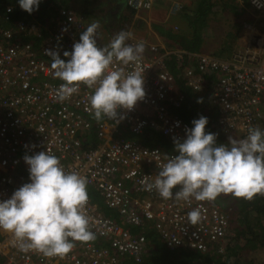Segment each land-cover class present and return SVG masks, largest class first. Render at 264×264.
<instances>
[{
    "label": "built area",
    "instance_id": "built-area-1",
    "mask_svg": "<svg viewBox=\"0 0 264 264\" xmlns=\"http://www.w3.org/2000/svg\"><path fill=\"white\" fill-rule=\"evenodd\" d=\"M249 1L252 8L264 11V0ZM155 2L128 0V6L135 11L150 10ZM181 8L180 3L173 2L170 9L176 14ZM14 12L15 6L9 5L0 18L5 26L0 28V199L10 198L16 189L30 182L24 156L48 150L59 157L66 171L75 170L87 177L85 212L96 235L88 242L74 241L63 256L49 257L36 250L21 251L13 244L11 234L0 230V264H143L147 237L134 233L129 226L154 227L171 250L223 254L233 231L230 213L216 198L176 200L179 186L169 199L162 198L155 189L146 191L142 181H153L158 163H165L176 153L144 145L123 134L153 130L171 142L183 141L186 129L192 127L177 112L186 101L184 87L201 93L208 75L216 77L209 99L217 112L213 125L218 131L242 139L250 128H260L264 27L228 60L150 45V54L141 55L137 62L127 66L115 62L110 70L122 69L126 74L138 70L144 74L146 92L133 109L118 110L124 118L116 123L107 116L97 120L91 110H86L94 88L83 83L64 101L56 96L63 81L54 78L46 50L59 51L62 59H70L63 52L71 51L79 41L87 27L86 18L70 8H61L56 32L36 42L32 36L40 37L39 25L15 19ZM97 43L107 45L100 33ZM126 43L135 45L139 41L131 36ZM185 58L187 65L182 74L170 69V60L174 59L178 67ZM91 132L99 141L96 147L86 146ZM90 190L100 196L104 208L117 214L118 220L104 212ZM195 208L200 209V219L193 225L187 214ZM127 256L132 262L128 263Z\"/></svg>",
    "mask_w": 264,
    "mask_h": 264
},
{
    "label": "clouds",
    "instance_id": "clouds-1",
    "mask_svg": "<svg viewBox=\"0 0 264 264\" xmlns=\"http://www.w3.org/2000/svg\"><path fill=\"white\" fill-rule=\"evenodd\" d=\"M17 2L32 14L39 10L42 0ZM99 27L98 22L89 24L72 50L63 52L70 59H62L59 51L51 49L46 54L51 58L54 78L63 81L56 90L60 101L70 98L83 83L94 88L86 110H91L97 120L107 116L119 123L124 117L118 110H131L145 97L144 74L138 70L126 74L110 67L115 62L125 66L137 62L145 44L126 43L132 34L120 31L107 45L98 46ZM208 123L209 118L200 115L186 129L183 141L174 139L176 154L158 163L153 181H142L146 191L155 189L169 199L179 186L175 199L185 202L214 200L221 193L248 200L264 195V130L253 127L245 138L229 137L228 143H217V134L206 131ZM24 160L29 165L30 182L10 198L0 199V230L9 232L21 251L36 250L49 257L67 254L74 241L95 239L85 212L87 177L75 170L66 171L59 157L48 150L25 155ZM187 215L195 225L200 209Z\"/></svg>",
    "mask_w": 264,
    "mask_h": 264
},
{
    "label": "trees",
    "instance_id": "trees-1",
    "mask_svg": "<svg viewBox=\"0 0 264 264\" xmlns=\"http://www.w3.org/2000/svg\"><path fill=\"white\" fill-rule=\"evenodd\" d=\"M99 1L101 2L105 1L108 4L110 3L113 6H115L113 11H117V10L121 11L126 8L124 7V3H123L125 0H42L39 10L33 12L32 14H29L20 7L17 0H0V18L5 13L7 6L9 5L15 6V12L13 13V17L15 19H25L28 21L36 22L39 25V32H41L40 37L39 38L37 37L36 40H38V42H42L44 39H46L47 37L51 36L56 32V28L58 25L59 10L61 8H71L77 12H81V14L84 15L86 20H88L86 16L91 15V18L89 16L88 17L90 18L89 21L92 22H95L93 21V19L96 20V18H101L102 20L108 21L111 17L108 14H104L102 12L103 10L98 8L97 4ZM180 1L182 5V10L180 13L183 14L186 18L189 15L190 20H192L189 22L188 33L187 30L185 29L184 30L179 29V31H174L172 28L170 29L160 28L161 29L160 31L162 32L163 35L167 36L170 41L179 45L180 49H184L189 52L202 51L201 48L205 42L204 40L205 36H207V34H205L207 31V22L211 18V16H218L215 15L219 13L217 12L218 10L228 9L227 7H230L229 9H230L231 17L233 18L235 23L239 26V28L242 27L244 23L243 20L240 21L242 14H244L245 12L249 13V11L252 10L249 0H241V6L240 5L235 6L233 0H193L192 1L193 7L191 9H190L191 6L190 7L187 6V3L183 4V1L182 0ZM119 4H121L120 8H119ZM74 6L77 8H74ZM127 9L130 10L131 15H134L136 12L134 9H132L129 6L127 7ZM187 11H189L188 14ZM228 15L229 13L226 14V17L222 15L220 16L222 18L227 19ZM259 22L260 21L256 23L257 26H259ZM1 27H5V26L2 23V20L0 19V28ZM177 28L178 26L175 27V29ZM98 33H100V31ZM100 35L101 37H103L102 33H100ZM171 47H173V45ZM185 59L186 60L183 61L184 63L180 64L178 67H176V65L178 64L174 62V59L171 60L169 62L170 69L177 74H182L183 69L187 65V58ZM179 77L180 79L182 78V76ZM208 77H212V80L216 78L215 76H208ZM184 88H186L185 92L187 93L186 101L177 110V112L185 121H187L191 126H193L192 125L193 119L199 118V116L204 112L202 110L203 106H201V104H203L205 100L196 97L192 92V90L187 89L186 86ZM212 109L214 110H212L207 115H205L209 118V123L206 126V131L217 134V143H221V142L227 143L226 136L223 135L221 132H218V129L215 126H213L217 112L215 110V107L212 106ZM262 122L264 124V121ZM123 135L128 139H132L147 146H159L161 148L175 152L174 142L169 141L157 131L148 130L142 134H132L125 132ZM218 140H220V142ZM98 143L99 141L96 138L95 134L91 132L89 141L86 142V146L96 147ZM93 196L95 200L99 202V205L102 207L103 202L100 196L96 193H94ZM242 203L245 206L241 205ZM241 204H240V211L241 212L245 211L244 216H242L244 218V221L242 222L248 224L249 223L248 219L251 218L253 219L252 221L254 222V225L252 228H248L247 226L243 228V232L240 233L237 236V238L241 234H243L242 235L243 237L249 236L246 239L248 241L247 243L248 246L250 245V247L251 246L253 247L258 244L259 247H264V195L257 194L251 200L242 198ZM242 206H244L245 209L242 210ZM103 210L107 215L112 216L113 218L116 219L119 218L115 212L104 208V205H103ZM129 227L134 233L145 234L147 237L148 245L143 257V262H142L143 264H199L200 262H206L210 264H231L229 258L230 257L229 251L233 246V240L235 239V237L233 238L232 241L230 240V244H229L230 247L226 254L227 255L226 258L224 259L219 254L213 253V251L207 253H199L186 249L171 250L169 247H167L164 240L161 238L160 234L154 227L152 226L144 227V228L142 226H129ZM234 229L238 232V229L236 228ZM260 229L262 230L259 233L258 230ZM130 258H131L130 256H127L128 263L132 262ZM242 262H244V260L240 259L236 261L235 264H242Z\"/></svg>",
    "mask_w": 264,
    "mask_h": 264
},
{
    "label": "crops",
    "instance_id": "crops-1",
    "mask_svg": "<svg viewBox=\"0 0 264 264\" xmlns=\"http://www.w3.org/2000/svg\"><path fill=\"white\" fill-rule=\"evenodd\" d=\"M183 4L187 3V6H191L190 9L193 7V0H182ZM172 1L170 0H158L155 2L153 8L150 10H140L136 11L134 15L130 14V10L127 9V7L123 10H117L113 11L114 7L112 4H108L107 2H101L99 1L97 6L98 8L102 9L104 14L110 15V19L107 20H102L101 18H96L97 21H99V31L100 33L103 34V42L105 44H108L117 33L120 31H124V29H129L131 33L133 34L132 36L135 37L139 42H143L145 44V50L142 56H147L150 54L149 46L150 45H157L160 48L167 49L169 51L172 50H178L180 49V46L173 43L168 39L167 36L163 35L162 32L160 31L162 29H169L167 26L170 28L172 27L174 31H179L180 30H187L188 33V26L189 22L192 21L190 20V17L186 18L183 14L178 13V14H170V6H172L173 2H179L181 3L180 0H173L172 4H170ZM100 4V6H99ZM170 5V6H169ZM127 9V10H126ZM249 11V10H248ZM77 12V11H76ZM189 11H187L188 14ZM81 14V12H78ZM82 15V14H81ZM132 16V17H131ZM211 18L214 20L213 23H217L218 19L215 18V16H211ZM243 20V27H240L241 29L237 33V38L235 40V44L232 45L229 49L224 50L223 52L214 50V49H209L207 46V43L209 42V35L205 36V42L201 48L202 51L200 52H194L192 53H203V54H208L223 60L231 58L233 54H235L236 51L244 49L248 42L249 35L252 33L257 32L261 24L263 23L264 20V12H255L252 10L249 11V13H244L241 16V19ZM260 21L259 26L256 25ZM92 21L87 20V26L91 24ZM252 23L255 28L254 29H246V24ZM178 26V30L175 29V27ZM98 31V32H99ZM173 45V47H171ZM191 52V51H190ZM171 61V60H170ZM169 61V62H170ZM168 62V64H169ZM209 76V75H208ZM206 77V84H205V90L201 93L194 92V95L196 97H199L201 99H204L205 101L203 104L205 105H210V96L209 92L210 89L212 88V83H214L212 80V77ZM202 104V105H203ZM211 106V105H210ZM212 108V106H211ZM262 111L264 113V100L262 103ZM209 112L208 110H205L201 115H207ZM264 121V120H263ZM263 127V122L262 126ZM263 130V128H262ZM222 133V132H221ZM223 134V133H222ZM225 135V134H223ZM226 136V135H225ZM228 137V138H227ZM229 137L232 136H226V141L228 142ZM235 138H237L235 136ZM92 194H94V190H90ZM216 200L218 204L221 205L225 210H230L232 208V205L230 202L236 204L237 206L234 207L236 210V215L240 214V204L242 201L241 197H235L232 194H224L221 193L216 197ZM241 205H244L243 203ZM245 206V205H244ZM242 206V210L245 209V207ZM247 210V208H246ZM232 214L233 210L230 212ZM233 215L234 212H233ZM232 217V215H230ZM232 220V219H231ZM249 223L246 224L245 222H242L243 225L239 224L236 220H232L233 226L238 229V232L236 233V238L233 240V246L231 247L229 251V258L231 261V264H235L236 261L242 259L241 256H244V262L242 264H264V247H259L258 244L255 246H248L247 243L248 241L246 240L249 236L243 237L241 234L238 238L237 236L243 232V228L246 226L248 228H252L254 225V222L252 221L253 219H248ZM241 222V221H240ZM248 222V221H247ZM262 229L258 230L260 233ZM235 231L233 229V238L235 237ZM230 246H228L229 249ZM239 255V258H236V255ZM227 255L221 256L222 258H226ZM233 259L231 260V258Z\"/></svg>",
    "mask_w": 264,
    "mask_h": 264
},
{
    "label": "rangeland",
    "instance_id": "rangeland-1",
    "mask_svg": "<svg viewBox=\"0 0 264 264\" xmlns=\"http://www.w3.org/2000/svg\"><path fill=\"white\" fill-rule=\"evenodd\" d=\"M173 2V1H172ZM172 2L170 3V4H172ZM233 3L235 4V6H241V0H233ZM170 6V5H169ZM182 5H181V3H180V7H181ZM74 8H77V7H75L74 6ZM170 8H171V6H170ZM228 9H222V10H218L217 12H219V13H217V14H215V15H218V16H215L216 17V19H218V21H217V23H213L214 22V20L212 19V18H210L209 20H208V22H207V31H206V33L205 34H207V35H209L208 37H209V42L207 43V46H208V48L209 49H214V50H217V51H220V52H223L224 50H227V49H229L232 45H234L235 44V40H236V38H237V33H238V31L240 30V28H239V26L235 23V21L233 20V18L231 17V14H230V7H227ZM181 10H182V8L180 9V11L179 12H177V13H180L181 12ZM173 12H175L174 11V9H170V14L172 15H174L175 13H173ZM86 13V12H85ZM229 13V15H228V18L227 19H225V18H222L220 15H222V16H225L226 17V14H228ZM84 16V15H83ZM90 18H91V15H88ZM88 16H86L87 17V19H88V21H89V17ZM132 17V16H131ZM241 19V18H240ZM93 21H97V20H95V19H93ZM241 21V20H240ZM99 22V21H98ZM169 29H170V27L169 26H167ZM242 27H243V25H242ZM172 28V27H171ZM248 28V27H247ZM246 28V29H247ZM165 29H166V26H165ZM173 29V28H172ZM132 34V33H131ZM133 35V34H132ZM211 105V104H210ZM210 105H205V104H201V106H203V111H205V110H208V112H211L212 110H214V109H212L211 108V106ZM263 120H264V113H263ZM262 120V121H263ZM263 130H264V124H263ZM261 127H260V129H262ZM218 132H220V131H218ZM232 137H235V136H232ZM228 138V137H227ZM219 142H220V140H218ZM227 142V141H226ZM221 143H224V142H221ZM228 143V142H227ZM231 203V205H232V208H231V211L233 210V212H234V214L235 215H233V212H232V214H230V215H232V220L234 219V220H236L239 224H241V225H243L242 224V221H244V218L242 217V216H244V214H245V211H243V212H241L240 214H238V215H236V210L234 209V207H236L237 205L236 204H234V203H232V202H230ZM228 211H230V210H228ZM230 211V212H231ZM241 221V222H240ZM235 227L233 226V229H234ZM234 231H235V238H236V233H237V231L234 229ZM237 256H239L238 254L235 256L236 258H239V257H237ZM241 258L244 260V256H241ZM232 259H233V257H232Z\"/></svg>",
    "mask_w": 264,
    "mask_h": 264
},
{
    "label": "bare ground",
    "instance_id": "bare-ground-1",
    "mask_svg": "<svg viewBox=\"0 0 264 264\" xmlns=\"http://www.w3.org/2000/svg\"><path fill=\"white\" fill-rule=\"evenodd\" d=\"M126 2V1H125ZM251 8H252V6H251ZM71 9V8H70ZM254 11H256V12H259V13H261V12H264V11H257V10H255L254 8H252ZM73 10V9H72ZM73 11H75V10H73ZM76 12V11H75ZM79 16H83V15H81V14H79L78 12H76ZM260 24V23H259ZM264 25V20H263V23L261 24V27H260V29L257 31V32H255V33H252V34H250L249 35V38H248V42H247V44H246V46L248 45V43H249V40H250V38H251V36L253 35V34H256V33H260V32H262V30H263V26ZM248 27V29H254L255 28V26L252 24V23H250V24H246V28ZM36 36H33L32 37V39H34V40H36ZM39 38V37H38ZM36 42H38V40H36ZM105 44V43H104ZM245 46V47H246ZM244 47V48H245ZM243 50V49H242ZM238 51H240V50H238ZM237 52V51H236ZM235 52V53H236ZM234 55V54H233ZM232 55V56H233ZM232 56H231V58H232ZM231 58H229V59H231ZM226 60H228V59H226ZM263 103V102H262ZM261 107H262V105H261ZM227 136V135H226ZM231 219H232V217H231ZM232 221V220H231ZM230 240L232 241L233 240V231H232V235L230 236ZM230 240H229V242H228V244L226 245V248H225V252L223 253V254H219L220 256H225L226 254H227V252H228V246H229V244H230Z\"/></svg>",
    "mask_w": 264,
    "mask_h": 264
},
{
    "label": "flooded vegetation",
    "instance_id": "flooded-vegetation-1",
    "mask_svg": "<svg viewBox=\"0 0 264 264\" xmlns=\"http://www.w3.org/2000/svg\"><path fill=\"white\" fill-rule=\"evenodd\" d=\"M126 1V2H125ZM123 3H124V7H128V0H125ZM121 7V4H119V8Z\"/></svg>",
    "mask_w": 264,
    "mask_h": 264
}]
</instances>
